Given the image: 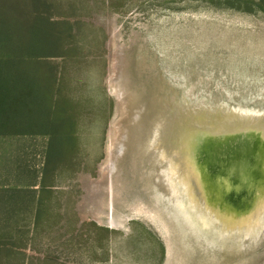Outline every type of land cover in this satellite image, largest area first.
<instances>
[{
	"label": "rangeland",
	"instance_id": "374dc122",
	"mask_svg": "<svg viewBox=\"0 0 264 264\" xmlns=\"http://www.w3.org/2000/svg\"><path fill=\"white\" fill-rule=\"evenodd\" d=\"M6 20L26 26L11 32L17 43L0 39V54L16 49L23 58L5 71L12 79L16 71L37 78L55 123L29 126L30 135H0L10 150L0 161L13 162L8 170L16 180L35 179L37 148L46 147V212L14 218L26 231L16 236L24 249L3 254L0 264H264V216L256 231L236 240L196 235L178 195L156 179L168 173L167 159L142 135L143 127L155 128L154 135L169 124L163 140L190 153L204 173L203 158H218L228 146L234 153L226 166L238 174L247 149L260 153L264 0H0V22ZM114 42L128 96L147 103L132 124L110 91ZM117 123L131 132L106 176L101 167ZM245 132L257 138L247 149L238 140ZM191 184V199L201 203L194 178ZM257 187L264 195V183ZM6 220L0 229L11 227Z\"/></svg>",
	"mask_w": 264,
	"mask_h": 264
},
{
	"label": "bare ground",
	"instance_id": "6f19581e",
	"mask_svg": "<svg viewBox=\"0 0 264 264\" xmlns=\"http://www.w3.org/2000/svg\"><path fill=\"white\" fill-rule=\"evenodd\" d=\"M114 45L115 49L111 54V73L109 76L110 91L121 100L123 114L127 115L128 122L132 124L138 120L140 111L144 108L146 102L143 100L144 97L140 100L136 98L135 102L128 96L124 78L121 75V69H119L120 55L118 53V45H116V42H114ZM124 67L122 69H124ZM126 70L127 69H124L122 71L125 72ZM126 74L128 73H125V75ZM126 125H122L121 123V125H116L114 129L117 135L107 152L108 162L101 167L103 175L105 174L107 176L106 173H110L111 169H114V166L111 165V162L116 159L114 156L126 147L125 143L127 141L125 142V140H127V136H129L131 132L130 126L128 127ZM245 125L246 124H244L243 127H247V125ZM248 126L259 127V124L248 123ZM153 130H155V128H147L142 135L149 141L148 145L151 143L153 149L157 151V157L160 156L164 157L163 159H167L169 171L165 174L166 176H161V178L163 179L162 184H164V187L170 195H178V188L180 187L187 199L195 203L196 201L194 202L193 199H191V181L192 178H194V184L198 188L202 204L199 202L196 203L203 209L205 224L212 223L215 231L213 234L236 240L239 235H247L257 230L264 216V195L261 193L259 194V188L257 187L258 184L264 183V141H261L263 144L260 148V153H257L258 151L247 149V147H249L248 144L252 141L255 142L257 139L256 136L252 134L253 132L251 134L245 132L246 136L244 137L239 136V144L245 143L244 148L248 150L251 159L249 166H247L246 169L244 166V169H242L239 174L235 172L233 166H226L228 163L227 161L230 159L228 155L234 153L233 147L229 148V146L223 148V153H221L218 158H214L213 156L208 157V159L203 158V163H209L207 172L204 173L203 170L205 166L196 162L194 157L189 153L184 152L179 154L171 147L160 144V140L163 139V136H157V132L153 135ZM218 151L216 153H218ZM160 161L163 163L162 160ZM113 164H115V162ZM221 166H223L224 169H222ZM156 179L160 180V176L157 175ZM109 214V224L117 225L118 219L116 220L113 214ZM97 219L102 221L100 218Z\"/></svg>",
	"mask_w": 264,
	"mask_h": 264
},
{
	"label": "crops",
	"instance_id": "0c3cea01",
	"mask_svg": "<svg viewBox=\"0 0 264 264\" xmlns=\"http://www.w3.org/2000/svg\"><path fill=\"white\" fill-rule=\"evenodd\" d=\"M45 109H47L49 112L53 111L51 110V107H46ZM25 111L27 110L24 108V113L22 112V115L25 114ZM30 114L31 113L27 115V118L22 119L23 121L21 125H14L12 122V118L9 116L11 115V113L8 109L7 116L10 117V120L8 118L9 121L5 126L6 129L5 131H0V135L24 136L28 134H34L29 131V126H32L29 119ZM35 134L44 136L46 133L38 132ZM0 147V152L10 151L6 147ZM15 157L17 158V155H15ZM37 158L39 159L40 168L38 169V172L37 170L35 171L36 177L33 181H28L24 179V177L21 180H16L14 175L10 174L8 170L10 164L12 167L13 162H10L9 160L0 161V168H2V170L0 169V223H6L7 217L8 221L12 223L11 227H9L8 229H0V256L10 252L18 254L21 253L24 249L23 245H21V242H16V236H24L26 231L24 232L23 230H21L23 227L20 225L21 221L19 220V218H16V220L13 222L15 217L26 215L40 216L44 215V213L46 212L45 200H43V198H41L40 196V187L45 182L42 175L46 170V147L42 144L37 148ZM14 162H16V160H14Z\"/></svg>",
	"mask_w": 264,
	"mask_h": 264
},
{
	"label": "trees",
	"instance_id": "16d2710c",
	"mask_svg": "<svg viewBox=\"0 0 264 264\" xmlns=\"http://www.w3.org/2000/svg\"><path fill=\"white\" fill-rule=\"evenodd\" d=\"M25 26L26 24L24 25V22H21V20H9V22L6 20L0 22V34L3 35L0 39H5V43L9 45L10 43H17L16 38L10 36L11 32L14 30H23ZM14 33H16V31ZM11 50H13L12 52L14 55H10L7 50H5L6 52L2 51L0 54V131H5V126L8 124L10 117L14 125H21L22 119L27 118L29 113L32 114V116L31 114L29 116V119H32V125H37V123L43 124V122L47 125H49V123H55L53 111L49 112L45 109L46 107L50 108V106L49 103L45 101L46 95L42 92V87L40 83L37 82V78L33 74L25 77L19 71H16L12 79V73L8 74L5 71L7 66H15V64L21 66L23 60V58L20 57L21 55H18V50ZM15 55L18 57L16 56V58ZM14 57L16 59H14ZM15 70L14 68V71ZM24 108L27 111L22 115L24 113ZM8 109L11 113V115H9L10 117L7 116ZM50 136H56V134Z\"/></svg>",
	"mask_w": 264,
	"mask_h": 264
},
{
	"label": "water",
	"instance_id": "95a60500",
	"mask_svg": "<svg viewBox=\"0 0 264 264\" xmlns=\"http://www.w3.org/2000/svg\"><path fill=\"white\" fill-rule=\"evenodd\" d=\"M115 96V95H114ZM115 100L119 103V104H122L121 100H119L116 96H115ZM142 111H145L147 112L148 111V108H147V103L144 104V108L140 111V114H142ZM140 116V115H139ZM180 116L176 117L179 118ZM244 120V119H243ZM178 124V120L176 122ZM147 126H151V122L148 123ZM175 124L172 126L174 127ZM171 127V128H172ZM163 125L159 126L158 129H157V136H168L170 135V125L167 124L166 127L164 128ZM145 131V127H143V132ZM174 135V134H173ZM172 136V135H171ZM170 136V137H171ZM168 140H161L160 144L162 145H166L168 147H171V143L170 141H168V143L166 142ZM156 151V150H155ZM186 152V151H185ZM157 153V151H156ZM190 154V153H189ZM191 155V154H190ZM233 160L235 161H240L242 159H239V158H232ZM245 160H248L247 162L246 161H242V164H237L235 165L236 167H238L239 169L237 170H240V169H244V166H245V169L247 168V166H249V163L251 161L250 157L245 159ZM229 163H230V160H229ZM230 165V164H229ZM234 167V166H233ZM235 168V167H234ZM247 171V170H246ZM239 172V171H238ZM159 176V175H158ZM158 182H160L161 184L163 183V179L161 178V175H160V180H158ZM163 187H164V184H162ZM166 189V188H165ZM178 205L182 207V210L184 211L185 215H186V218H187V222L188 224L190 225V230L192 232H195L196 235H201L200 233L202 232L203 233H208L209 231H211V233L213 234L214 231V228H213V225L212 223H208L207 225L205 224V219H204V212H203V209L198 205V203H192L190 202L187 197L183 194L181 188L179 187L178 188ZM175 197V195L173 196ZM198 202V201H197ZM203 216V218H202ZM258 229V228H257ZM254 232V231H253ZM253 232L249 233V234H252ZM242 235H239L238 237H240ZM237 237V238H238ZM220 238H225L224 236H221Z\"/></svg>",
	"mask_w": 264,
	"mask_h": 264
}]
</instances>
